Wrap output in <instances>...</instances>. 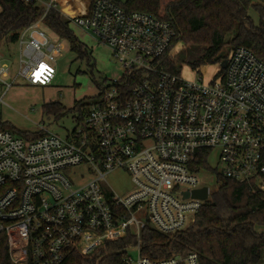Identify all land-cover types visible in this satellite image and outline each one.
Instances as JSON below:
<instances>
[{
	"label": "built area",
	"instance_id": "built-area-1",
	"mask_svg": "<svg viewBox=\"0 0 264 264\" xmlns=\"http://www.w3.org/2000/svg\"><path fill=\"white\" fill-rule=\"evenodd\" d=\"M18 1L40 6L42 14L19 31L14 75L0 57L2 94L18 77L50 84L62 51L61 37L43 23L56 4ZM73 22L110 49L122 72L104 84L67 136L45 131L29 140L0 130V233L10 263L61 264L71 250L89 255L130 233L134 264H199L196 252L160 260L141 255L142 230L171 234L195 222L211 193L199 176L215 170L212 149L218 151L216 175L264 193V59L237 46L212 78L189 79L159 65L175 30L158 15L92 0ZM206 68L194 69L202 74ZM129 77L135 83L128 88ZM204 155L206 166H197ZM82 165L90 179L67 176ZM115 170L127 172L132 183L122 195L105 178ZM203 186L207 199L190 195ZM125 262L133 264L129 255Z\"/></svg>",
	"mask_w": 264,
	"mask_h": 264
},
{
	"label": "trees",
	"instance_id": "trees-1",
	"mask_svg": "<svg viewBox=\"0 0 264 264\" xmlns=\"http://www.w3.org/2000/svg\"><path fill=\"white\" fill-rule=\"evenodd\" d=\"M128 11H144L160 16L175 30L169 50L178 42L202 47L201 53L187 62L192 68L215 64L227 58L223 48L243 46L264 59V0H175L168 3L160 14V0H125L120 3ZM253 8L258 13L255 24L248 14ZM42 8L18 0H0V47L15 44L19 31L40 18ZM43 23L68 41L70 50L81 59L89 60L86 46L69 27V20L56 9L49 11ZM168 50V51H169ZM159 65L178 73L173 58L162 56ZM91 67L93 65H90ZM222 71V69H221ZM135 82L127 78V87ZM98 94L79 100L66 109L59 102L45 106V113L55 119L76 111L77 125L96 99L104 84L95 82ZM8 123L0 130L11 132ZM24 138L34 140L43 132L20 131ZM205 167V155L196 160ZM217 187L195 215V222L186 229L164 234L147 226L142 230L141 255L151 260L166 259L174 254H198L199 264H261L264 261V193L252 192L246 183L223 179L216 175ZM135 238L128 233L114 241H105L89 255L76 250L67 253L61 264H127L128 251ZM0 264H11L7 251V238L0 233Z\"/></svg>",
	"mask_w": 264,
	"mask_h": 264
},
{
	"label": "rangeland",
	"instance_id": "rangeland-1",
	"mask_svg": "<svg viewBox=\"0 0 264 264\" xmlns=\"http://www.w3.org/2000/svg\"><path fill=\"white\" fill-rule=\"evenodd\" d=\"M48 1L54 2L56 10H59L63 17L69 20L70 29L87 48L89 60L79 58L75 52L70 50L68 41L61 37L62 51L55 59V74L50 84L46 86L30 85L18 77L13 85L2 94L5 85L0 82V124L8 123L13 127L11 132L16 136L24 137L20 131L43 133L50 131L60 136H67L77 126V112L70 111L55 119L52 115L45 113V106L51 102H59L66 109L72 108L75 102L95 97L98 94L95 82L108 84L111 79L118 77L122 72L119 63L111 55L110 49L98 43L90 32L74 24L73 12L70 15L69 13L75 0ZM119 1L124 2V0ZM173 1L175 0H160L159 13L162 14L164 7ZM248 14L257 24V10L250 8ZM56 34L54 32V36ZM231 50L230 45H226L222 53L228 57ZM201 51L202 47L178 42L167 52V55L173 58L185 78L191 79L196 76L207 81L219 69V63L222 60L215 64H208L204 73H196L195 69L187 62L196 58ZM16 56V44L0 47V57L10 61L13 69L12 75L15 74ZM217 154V149H212L209 158V165L215 170L199 176L200 184L208 186L211 191L217 187L215 173L220 168ZM80 174L85 180L91 178L87 166L84 165L73 167L67 176L78 179ZM105 178L108 185L119 195L132 188L130 176L124 170L112 171ZM256 230L264 232V226H257ZM128 255L134 264L137 259V250L129 249ZM261 264H264V261Z\"/></svg>",
	"mask_w": 264,
	"mask_h": 264
},
{
	"label": "crops",
	"instance_id": "crops-1",
	"mask_svg": "<svg viewBox=\"0 0 264 264\" xmlns=\"http://www.w3.org/2000/svg\"><path fill=\"white\" fill-rule=\"evenodd\" d=\"M115 1H117L119 3H123V2H121L119 0H115ZM89 6H90V0H75V2L72 5V9H71L69 15L72 12H73L72 14L74 15V17L83 15V14H85L88 11Z\"/></svg>",
	"mask_w": 264,
	"mask_h": 264
},
{
	"label": "water",
	"instance_id": "water-1",
	"mask_svg": "<svg viewBox=\"0 0 264 264\" xmlns=\"http://www.w3.org/2000/svg\"><path fill=\"white\" fill-rule=\"evenodd\" d=\"M226 63H227V59H223L219 65H220V68H224L226 66ZM184 196H188L189 195V192L185 191L183 192ZM190 195L192 197H196V198H199V199H207L208 197V189L206 186H203L202 188H199V189H194L191 191Z\"/></svg>",
	"mask_w": 264,
	"mask_h": 264
},
{
	"label": "flooded vegetation",
	"instance_id": "flooded-vegetation-1",
	"mask_svg": "<svg viewBox=\"0 0 264 264\" xmlns=\"http://www.w3.org/2000/svg\"><path fill=\"white\" fill-rule=\"evenodd\" d=\"M91 1V0H90Z\"/></svg>",
	"mask_w": 264,
	"mask_h": 264
}]
</instances>
